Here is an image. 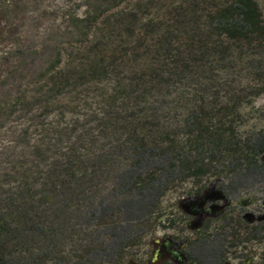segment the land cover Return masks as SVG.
<instances>
[{"label":"trees","instance_id":"obj_1","mask_svg":"<svg viewBox=\"0 0 264 264\" xmlns=\"http://www.w3.org/2000/svg\"><path fill=\"white\" fill-rule=\"evenodd\" d=\"M83 4L65 18L72 46L50 33L2 55L16 60L2 82L27 67L33 88L0 84V122H22L0 152V264H94L92 227L124 202L222 168L264 183V164H246L264 158V129L239 131L264 93L257 0Z\"/></svg>","mask_w":264,"mask_h":264},{"label":"flooded vegetation","instance_id":"obj_2","mask_svg":"<svg viewBox=\"0 0 264 264\" xmlns=\"http://www.w3.org/2000/svg\"><path fill=\"white\" fill-rule=\"evenodd\" d=\"M237 173L222 168L124 202L115 223L97 217L94 264H264V183Z\"/></svg>","mask_w":264,"mask_h":264},{"label":"rangeland","instance_id":"obj_3","mask_svg":"<svg viewBox=\"0 0 264 264\" xmlns=\"http://www.w3.org/2000/svg\"><path fill=\"white\" fill-rule=\"evenodd\" d=\"M7 4L6 8L0 9V84L9 89L21 88L31 90L33 88L32 78L30 73L27 72V67L24 68L20 76L12 77L8 81L2 82V75L10 69L9 66L14 67L16 64L15 59L6 62L3 60V54L12 51L16 47V43L25 45V47L34 49H41L43 46L44 38L52 33L57 34V42L61 47L72 46L69 41V34H67L66 15L73 14L82 16L84 11L83 0H20L16 5L14 0H4ZM264 14V0H257ZM6 12H11L14 17H4ZM8 19L10 21H8ZM15 32L16 37L11 36ZM41 58V57H40ZM44 58L36 60V67L43 65ZM37 75V74H35ZM3 86V85H2ZM32 87V88H31ZM241 113L245 116L244 122L239 126L241 133L256 132L264 129V93L249 106L243 105L240 109ZM18 115H13L5 122H0V152L1 149L8 147L11 132L14 128L20 127L21 120ZM22 117V116H21ZM12 128V129H11ZM11 129V130H10ZM3 156H0V164ZM110 184L105 181L102 188H108ZM174 199L173 196L166 198L167 203ZM93 228L90 232L92 236ZM73 241L68 239L66 241V249L73 245ZM77 251V249H75Z\"/></svg>","mask_w":264,"mask_h":264}]
</instances>
